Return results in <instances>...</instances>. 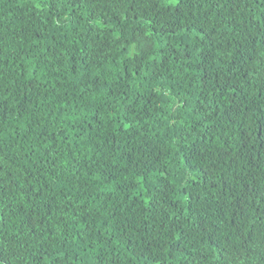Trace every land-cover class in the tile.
Listing matches in <instances>:
<instances>
[{"label":"trees","instance_id":"16d2710c","mask_svg":"<svg viewBox=\"0 0 264 264\" xmlns=\"http://www.w3.org/2000/svg\"><path fill=\"white\" fill-rule=\"evenodd\" d=\"M2 264H264V0H0Z\"/></svg>","mask_w":264,"mask_h":264},{"label":"snow or ice","instance_id":"6c2138e0","mask_svg":"<svg viewBox=\"0 0 264 264\" xmlns=\"http://www.w3.org/2000/svg\"><path fill=\"white\" fill-rule=\"evenodd\" d=\"M0 264H2V262H0Z\"/></svg>","mask_w":264,"mask_h":264}]
</instances>
